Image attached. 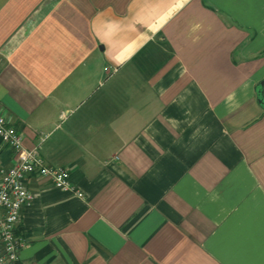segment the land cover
<instances>
[{
	"label": "crops",
	"instance_id": "crops-1",
	"mask_svg": "<svg viewBox=\"0 0 264 264\" xmlns=\"http://www.w3.org/2000/svg\"><path fill=\"white\" fill-rule=\"evenodd\" d=\"M263 80L264 0H0V117L83 194L27 179L20 264H264Z\"/></svg>",
	"mask_w": 264,
	"mask_h": 264
},
{
	"label": "built area",
	"instance_id": "built-area-1",
	"mask_svg": "<svg viewBox=\"0 0 264 264\" xmlns=\"http://www.w3.org/2000/svg\"><path fill=\"white\" fill-rule=\"evenodd\" d=\"M39 144L31 150L25 149L21 134L0 117V146L15 155L11 166H0V264H20L24 240L18 235V224L22 211L32 201L26 185L30 176L47 178L54 187L83 198L72 187L68 170L44 162L38 153Z\"/></svg>",
	"mask_w": 264,
	"mask_h": 264
},
{
	"label": "water",
	"instance_id": "water-1",
	"mask_svg": "<svg viewBox=\"0 0 264 264\" xmlns=\"http://www.w3.org/2000/svg\"><path fill=\"white\" fill-rule=\"evenodd\" d=\"M263 84H264V80H263V82H261L260 86H262ZM256 100H257L258 104L262 107V109L264 110V99L262 98V96L259 92L256 94Z\"/></svg>",
	"mask_w": 264,
	"mask_h": 264
}]
</instances>
